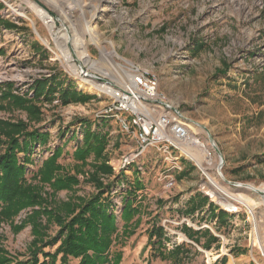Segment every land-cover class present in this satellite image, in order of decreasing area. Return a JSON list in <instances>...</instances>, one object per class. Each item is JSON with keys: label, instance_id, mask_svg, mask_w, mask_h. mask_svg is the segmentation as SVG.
<instances>
[{"label": "rangeland", "instance_id": "374dc122", "mask_svg": "<svg viewBox=\"0 0 264 264\" xmlns=\"http://www.w3.org/2000/svg\"><path fill=\"white\" fill-rule=\"evenodd\" d=\"M31 2L52 17L59 31H67V49L63 50L69 51L70 60L60 54L61 32L53 40L46 25L31 10ZM83 2L86 16L93 11L97 14L94 25L100 43L94 44L84 33L90 56L87 63L77 57L73 45L74 34L81 33L84 23L81 11L76 6L65 16L60 10L72 4L71 0L55 4L44 0H0L1 18L17 27L0 24V84L12 82L15 89L26 93L35 79L56 73L65 85L73 82L77 89L99 95L85 103H36L41 120L31 123L50 137L45 147L36 145L32 156L47 158L54 146L65 144L58 162L64 172L78 179L72 190L52 192L46 184L43 194L48 192L57 203H65L95 192L89 181L91 157L83 164L72 152L82 138L79 123H97L96 116L110 99L82 87L72 70H88L92 80L104 84L118 81L131 65L145 68L156 76L158 91L180 112L190 134L210 148L213 160L207 171L223 191L214 189L210 179L178 149H170L167 154L150 147L136 155L133 137L121 130L118 118L109 117L103 128L109 136L104 153L112 174L99 178L104 183L118 180L109 193L119 229L111 253H120L118 264H171L155 256L157 246L148 242V231L155 224L163 228L168 239L165 249L181 243L188 247L189 259L183 264H220L223 258L224 264H264V196L255 189L264 188V0ZM10 6L21 8L35 24L14 13ZM196 44L203 45L197 54ZM101 48L117 53L112 55V62L102 56ZM0 104L4 105L0 119L28 121L26 112L6 106L1 97ZM73 132L76 137L69 138ZM211 141L219 153L209 147ZM127 158L129 163L125 164ZM39 165L37 161L29 169L35 171ZM30 176L31 172L27 178ZM135 179L140 182L136 190ZM28 182L39 184L37 180ZM127 189L134 194H126ZM206 189L216 190L215 199L206 194ZM238 194L252 199L253 212L235 200ZM204 196L228 216L224 220L211 217L208 204L193 214L184 213L191 198L201 202ZM219 196L237 205L238 211L225 210L216 201ZM129 197L139 211L127 226V234L123 233L120 214L123 201ZM32 210L25 208L13 218V223L24 225L20 230L13 229L9 222H0V249L6 250L9 257L26 258L33 239L32 226L27 222ZM187 229L198 240L190 239ZM56 231L57 226L52 224L47 233L52 236ZM55 247L44 249L52 252ZM77 261L68 258L70 264Z\"/></svg>", "mask_w": 264, "mask_h": 264}, {"label": "trees", "instance_id": "16d2710c", "mask_svg": "<svg viewBox=\"0 0 264 264\" xmlns=\"http://www.w3.org/2000/svg\"><path fill=\"white\" fill-rule=\"evenodd\" d=\"M1 7L0 3V9ZM0 24L5 28H17L2 19L1 15ZM202 46V44L195 45V54L200 52ZM30 87L29 91L22 93L14 88L12 82L0 84V97L5 105L22 110L28 116L27 122L21 119L13 122L0 119V149L3 148L0 152V222H9L13 229L20 230L24 225L13 223V218L21 210L33 208L32 214L27 219L32 226L33 239L27 247L26 258L9 257L6 250L0 249V264H56L57 259H59L58 264H70L69 257L78 260L75 264H118L120 253H111V247L116 242L119 229L116 215L111 210L114 209L115 204L109 197L111 187L118 180L104 183L99 178V175L112 174V168L106 163L104 153L109 136L103 128L109 117L98 118L94 125L81 121L79 126L82 130V138L72 152V156L83 164H86L87 159L91 157L89 165L92 172L89 174V181L92 182L95 192L87 197L57 203L48 192L43 194V186L49 185L52 192L61 189L72 190V187L78 184V179L76 175L64 172L58 162L64 153L65 144L54 146L47 158L38 159L32 156L36 145L45 147L50 137L47 131L42 132L31 123H38L41 120V111L36 103L54 100H57L59 105L85 103L96 99L97 95L77 89L73 82L65 85V80L60 79L56 73L35 79ZM30 91L32 95H29ZM3 108L4 105L0 104V109ZM74 137L76 133L73 132L69 138ZM37 161H40V165L35 171H31L29 166L36 164ZM30 172L31 176L28 179L27 175ZM118 176L124 179L122 173ZM33 180H37L39 184L28 182ZM139 184L140 182L135 179L133 182L135 190ZM127 193L134 194L129 189L126 190ZM189 201L190 205L184 210L187 215L195 213L203 205L208 204L211 217L224 220L228 216L218 205L209 202L207 196H204L201 202L194 201L193 198ZM138 211L139 208L134 205L131 197L123 201L120 214L123 220V233H127V226ZM41 218L45 219L44 223ZM52 224L57 226V231L55 235L50 236L47 232ZM186 233L190 239H193V233L188 229ZM167 240L163 228L153 224L148 231V242L151 246L154 245V248L155 245L157 246L153 251L155 256L169 260L171 264H183L189 259V251L185 243L167 250L164 248ZM52 246H56L54 251H45L44 248ZM220 264H224V258L220 260Z\"/></svg>", "mask_w": 264, "mask_h": 264}, {"label": "built area", "instance_id": "2783aa9c", "mask_svg": "<svg viewBox=\"0 0 264 264\" xmlns=\"http://www.w3.org/2000/svg\"><path fill=\"white\" fill-rule=\"evenodd\" d=\"M79 69L78 76L92 80L88 70ZM100 85L104 89L99 93L110 102L96 117L118 118L121 130L134 139L136 155L150 147L170 154L168 150H180V143L188 140V124L158 91L157 78L149 70L131 65L118 81ZM125 161L129 163L128 158Z\"/></svg>", "mask_w": 264, "mask_h": 264}, {"label": "bare ground", "instance_id": "6f19581e", "mask_svg": "<svg viewBox=\"0 0 264 264\" xmlns=\"http://www.w3.org/2000/svg\"><path fill=\"white\" fill-rule=\"evenodd\" d=\"M44 1L45 2H48V3H52V4L54 3L55 4L56 2H59L60 0H44ZM71 1L73 2L72 4H68L67 6L61 7V8L58 7V9L60 8L61 12L65 16L66 15H70V12L73 10V7H76V6L81 11V13L83 15L84 23H83V26H81V29H82V31H80L81 33L80 34H78V33L74 34L73 45H74V47L76 49V52L75 53H76L77 57L79 59H82V61H84L85 63H87V62H90V56H89V53H88V51L86 49V41H85V38H84L85 34L89 36L90 40L94 44H96L98 46L100 44L99 41H98V35H97L96 26L94 25L97 14H96L95 11H93L90 14V16L88 17V16H86L84 14L83 7H84L85 4H84L83 0H71ZM30 7H31V10L33 11V13L35 14V16L37 18L41 19L42 22H43V24L46 25V27L48 28L49 32L52 34L53 40H55L57 34L59 32H61V35L59 33V35H60L59 37L62 39L61 45L59 46L60 47L59 50L61 51L60 54L65 59L70 60L71 56H69V54H67L69 51H64L63 50V49H65L67 47L66 46V43L68 42V38L66 36L67 35V31L66 32L59 31V29L56 28L55 22L52 19V17L49 16L45 12V10H43L39 5L31 2L30 3ZM10 8L17 15L22 16V17H25L27 20H29V22L32 25L35 24L34 21H33V19H30L28 16H26L25 13H23V11H22L21 8H12L11 6H10ZM42 40H43L44 43H47V40L46 39H42ZM101 52H102V56L105 57L106 59H108L110 62H112L111 61L112 55H116L117 54V53H114V50L113 49L110 50V51H106L103 48H101ZM92 65H94V64L92 63ZM70 66L73 67V68L75 67L73 63ZM88 69H89V67H88ZM72 71L75 73L76 79H78V81H79V83H80V85L82 87H85L86 89H89V90H97V91L104 89V86L103 85H100L96 81L90 80V79H86V78H83V77L78 76L79 69H77V67H75ZM98 71H99V69H98ZM101 72H103L102 74H106L107 73L105 71H101ZM120 77H122V75ZM210 144H209L210 145L209 147H212V143H210ZM179 148H180L181 154L184 155L188 160H190L193 163H195L200 168V170L204 173V175H206L210 179V182H211L212 186L214 187V189H217V191H218V189L219 190L220 189L222 190V188L219 187V184L210 176V174L207 171V165H209L212 162V160H213L212 159V156L209 153V149L210 148L208 149V146L206 147V145H204L203 143H201L196 137H193V135L189 134L188 140L185 141L184 143H180ZM212 189L211 190H207L206 189V194L210 195L212 199H215V196H216V192L215 191L216 190L214 191ZM255 189L257 191H259L264 196V188H262V189L255 188ZM235 198H237V199H235ZM235 198H234L235 200H238L242 204H244L249 209L250 212H253V209H254V206L255 205L252 203V199L251 198H249L247 196H244L242 194H240V195L238 194V196L235 197ZM216 201L220 205H222V207L225 210H227L229 212L238 211L237 205H235L233 202H229V201L224 200V198H221L220 196L218 198H216ZM260 246H262V245H260Z\"/></svg>", "mask_w": 264, "mask_h": 264}, {"label": "water", "instance_id": "95a60500", "mask_svg": "<svg viewBox=\"0 0 264 264\" xmlns=\"http://www.w3.org/2000/svg\"><path fill=\"white\" fill-rule=\"evenodd\" d=\"M211 143H212V147H213L214 151H216L217 153H219V151H218L217 147L215 146V144L212 141H211Z\"/></svg>", "mask_w": 264, "mask_h": 264}]
</instances>
